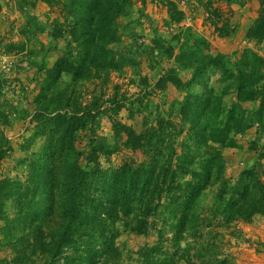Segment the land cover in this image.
Masks as SVG:
<instances>
[{"label":"trees","instance_id":"trees-1","mask_svg":"<svg viewBox=\"0 0 264 264\" xmlns=\"http://www.w3.org/2000/svg\"><path fill=\"white\" fill-rule=\"evenodd\" d=\"M247 1L225 0L239 6ZM260 1V16L248 36L262 41L264 0ZM132 4V0H66L61 22L47 26L30 17L34 28L48 30L53 39L66 34L69 40L41 84L32 140L40 137L42 145L24 159L28 170L24 177L0 181V243L12 250L14 264H58L65 249L72 251L64 257L66 264H123L116 245L121 222L138 235L147 233L149 225L156 229L158 243L139 249L138 264H178V254L180 260L187 257L188 264H206L208 257L214 258L213 264H233L218 256L222 241L218 231L198 243L194 255L190 249L182 250L181 243L186 236H197L203 225L212 228L218 217L222 218L221 226L229 228L234 222L249 224L264 216L262 166L244 170L233 182L226 176L222 153L224 147L236 146V135L255 126L264 135V57L246 49L232 61L226 55L212 54L206 42L190 45L193 37L186 39L176 56L175 47H164L160 39L153 42L154 47L126 44L118 21L131 15ZM206 9L211 16V7ZM169 10L172 21H183L184 13L175 5ZM228 29L226 24L218 30L228 34ZM145 55L152 66L159 64L157 60L175 56L182 68L193 69V73L183 81L175 71H169L141 98L161 93L166 82L184 93L182 100L173 102L167 115L145 116L140 110H129L131 118L136 114L143 117L140 133L128 125H114L116 137L125 135V147L140 151L143 161L101 168L93 157L100 151L109 156L119 147L100 138L102 145L96 141L91 154L94 166L82 168L76 131L85 125L86 117L92 125L96 123L92 112L98 107L93 104L82 109L65 104L59 111L64 106V92L58 88L62 76L71 75L73 85L86 83L103 71L133 69L140 76ZM214 77L216 86L212 85ZM141 81L146 83V77ZM230 92L236 102L226 109L224 97ZM117 97L110 101L109 109L114 112L125 105V99L117 101ZM257 101L260 105L256 109L243 106ZM173 114L178 115V121H173ZM4 155L0 151V159ZM211 188L212 213L205 217L198 205ZM168 240L175 253L162 246Z\"/></svg>","mask_w":264,"mask_h":264},{"label":"rangeland","instance_id":"rangeland-1","mask_svg":"<svg viewBox=\"0 0 264 264\" xmlns=\"http://www.w3.org/2000/svg\"><path fill=\"white\" fill-rule=\"evenodd\" d=\"M65 3L66 0H0V151L5 152L4 158L0 159V181L24 177L28 171L24 159H28L42 145L40 137L32 140L37 125L36 117L40 111L38 96L41 84L46 70L54 66L69 40L66 34L53 39L48 30L41 32L34 28L30 17L47 26L54 21L61 22L65 15ZM132 3L131 15L121 17L118 21L120 34L126 44L154 47L153 42L160 39L164 47H175L176 56L180 54L186 39L193 37L190 45L195 41L206 42L212 54L226 55L232 61L238 59L246 49H252L264 57V40L248 36L260 16V0H248L243 6L228 5L225 0H132ZM171 5L184 13L181 23L171 20ZM208 6L211 7V16L206 9ZM226 24L229 26L228 34L221 31L224 33L222 35L218 29L223 30ZM175 56L157 60L159 64L152 66V60L145 55L138 70L140 76H136L133 69H126L123 73L103 71L96 73L92 80L75 85L72 84L71 75L62 76L58 88L64 92L63 98L61 97L64 106L59 111L64 109L65 104L81 106L82 109L93 104L98 107L92 112L93 115L96 114V123L92 125L86 117L85 125L76 131L75 145L81 153L79 164L82 168L88 170L94 166L91 154L96 147L95 142H100V138L119 147L109 156L100 151L93 157L101 168H116L125 163L136 164L145 159L140 151L125 147L127 138L122 135L118 139L114 125H128L140 133L144 129L143 117L136 114L135 118H131L129 110H140L145 116H155L159 112L165 115L173 102L182 100L184 93L166 82L163 83L166 89L161 93L141 98L146 91H153L160 78L169 71H175L183 81L191 78L193 69L182 68ZM144 77L147 79L146 83L141 81ZM216 80L217 77H214L213 86H216ZM116 95L117 101L125 99V105L114 112L109 108L110 101ZM235 102L236 97L230 92L224 97L223 105L229 109ZM259 105L258 101L243 104L250 110ZM54 106L56 107L55 103ZM172 118L173 121L179 119L177 114H173ZM234 140L235 147L222 149L227 178L236 182L244 170L254 165H261L264 170V135L259 133L256 126L236 135ZM205 195L201 198L198 209L206 217L212 213L214 188L207 190ZM218 218L212 228H204L203 225L197 236H186L181 249H190L194 255L198 243L211 238L209 233L215 234L218 231L222 238L217 250L220 259L226 257L233 264H264V216L256 217L249 224L234 222L229 228L223 224L222 227V218ZM2 225L0 222V230ZM151 227L149 225L147 233L138 235L128 230L122 222L117 225L119 235L116 245L121 252L123 264H138L139 249L156 246L158 234L155 227ZM162 246L168 253H175L170 240L165 241ZM71 253L72 251L65 249L63 256ZM179 255L178 264H188L187 257L180 260ZM64 257L58 264H66ZM13 260L12 250L0 243V264H14ZM212 261L214 258L208 257L206 264H213Z\"/></svg>","mask_w":264,"mask_h":264}]
</instances>
